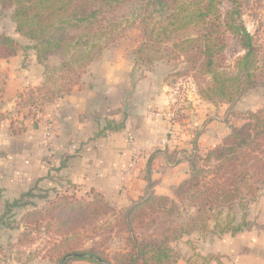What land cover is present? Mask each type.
<instances>
[{
	"label": "trees",
	"instance_id": "obj_1",
	"mask_svg": "<svg viewBox=\"0 0 264 264\" xmlns=\"http://www.w3.org/2000/svg\"><path fill=\"white\" fill-rule=\"evenodd\" d=\"M0 5L12 8L16 31L30 40L27 48L35 51L40 63L50 55L60 57V74L55 77L47 68L48 80L42 84L51 80L54 95L68 93L85 68L131 25H137L142 35L134 51L138 61L152 65L165 58H183L199 93L212 103L233 102L264 84V62L244 21L243 0H0ZM135 10L137 19L128 25ZM232 40L243 54L229 62L226 51ZM19 48L13 37L0 33V58L15 56ZM119 128V124L113 127ZM195 156L190 158V176L173 188L171 196L152 190L124 210L117 224L128 233L127 250L115 253L113 261L94 245L72 247L78 227L106 216L112 203L95 189L93 201L61 197L51 208L60 220L56 233L65 240L58 245L62 251L58 264L74 259L175 264L174 245L180 239L242 230L248 225L247 205L264 186V109L250 111L202 160ZM21 198L23 193L6 203L0 224L8 212L26 205ZM237 213H243L239 221Z\"/></svg>",
	"mask_w": 264,
	"mask_h": 264
},
{
	"label": "crops",
	"instance_id": "obj_2",
	"mask_svg": "<svg viewBox=\"0 0 264 264\" xmlns=\"http://www.w3.org/2000/svg\"><path fill=\"white\" fill-rule=\"evenodd\" d=\"M12 12L0 5V33L29 44L16 31ZM24 58H0V217L7 202L49 179L52 185L68 182L85 194L98 190L109 202L128 208L152 190L171 194L173 186L188 178L190 157L199 149L189 147L186 127L169 139L167 132L177 125L149 116L144 81L122 86L117 73H111L103 88L91 84L55 99L36 122L11 118L8 111L18 103L17 95L41 82L38 66L23 67ZM156 103L163 106L161 100ZM46 122L52 129L51 146L43 142ZM114 122L121 128L109 126ZM216 132H201L197 143L205 150L212 147L220 141ZM245 220L248 225L236 233L180 239L174 245L175 264H264V213H247ZM67 264L96 263L74 259Z\"/></svg>",
	"mask_w": 264,
	"mask_h": 264
},
{
	"label": "rangeland",
	"instance_id": "obj_3",
	"mask_svg": "<svg viewBox=\"0 0 264 264\" xmlns=\"http://www.w3.org/2000/svg\"><path fill=\"white\" fill-rule=\"evenodd\" d=\"M243 1L244 21L254 36L259 47V57L264 62V0ZM138 13L139 11L135 10L127 22L128 25L136 21ZM141 42L142 35L139 27L137 25L127 26L124 33L113 44H109L103 54L85 68L81 80L74 84L68 93L64 92L61 96L51 94V88L54 87L51 80L46 85H42L46 78L45 74L48 72L47 68L49 73L52 72L55 77L60 74L58 70L60 57L50 55L44 63H40L35 51L27 48L31 44L30 41L29 44L18 42L20 48L16 55L25 57L23 67L38 66L42 77L39 85L32 86L30 84L27 89L17 95L18 103L11 111H8L11 114L10 117L13 119L27 117L36 122L37 117L41 116L46 107L55 99L70 94L75 88L88 87L91 84L103 88L108 81L107 75L117 73L119 79L117 83L122 86L144 81L145 85L141 87L146 89L145 96L151 101L146 107L149 116L161 118L173 122L172 125H177V129L170 128L167 132L166 135L169 139L186 127L183 132L189 137L191 144L189 147L199 149L190 158L196 155L194 157L196 160L199 159L198 156L202 160L211 148L221 143L232 127L240 126L244 122L250 111L264 109V84L248 89L233 102L212 103L199 93L196 80H194L192 72H187L183 58H165L152 65L138 61L134 51ZM226 54L229 62H232L243 52L232 40ZM34 57L36 58L34 59ZM153 69L156 70L154 73H152ZM47 80L48 78H46ZM59 83L62 84V82ZM136 91L138 90L136 89ZM140 93L144 96L143 92ZM160 100L163 101L161 107L156 103ZM13 122L15 123V121ZM211 123L212 126L207 128ZM109 126L115 127L116 124L114 122ZM211 128L217 129L216 135L220 136V141L205 150L200 147L195 137ZM50 180L40 182L39 186L29 190L32 191L30 193L24 192L21 201L26 202V205L16 207L8 212L9 216L0 224V257L4 264H13L14 261L17 264H37L43 261L47 264H58L62 252L58 245L62 246L65 240L56 233L59 231L57 227L60 220L57 219L58 214L52 212L51 208L59 204L60 198L65 196H71L84 202L93 201L96 198L95 194L76 191L75 187L69 186L68 182L59 181L52 185ZM175 186L171 188V194L167 195L173 194ZM101 197L103 198L102 195ZM110 206L112 208L106 216L98 220L94 219L90 225L78 227L79 235L72 238L74 242L72 247L87 249L94 245L103 256L112 261L115 253L127 250L128 233L125 230L122 231V227L117 224L127 208H119L113 203ZM247 206V213H264V186ZM4 211L5 207L3 213ZM237 215V221H239L243 213H237ZM107 220L113 229L107 225Z\"/></svg>",
	"mask_w": 264,
	"mask_h": 264
},
{
	"label": "built area",
	"instance_id": "obj_4",
	"mask_svg": "<svg viewBox=\"0 0 264 264\" xmlns=\"http://www.w3.org/2000/svg\"><path fill=\"white\" fill-rule=\"evenodd\" d=\"M52 129L50 126V123L46 122L44 125V132H43V142L46 146H51L52 145ZM135 160H133V163Z\"/></svg>",
	"mask_w": 264,
	"mask_h": 264
},
{
	"label": "water",
	"instance_id": "obj_5",
	"mask_svg": "<svg viewBox=\"0 0 264 264\" xmlns=\"http://www.w3.org/2000/svg\"><path fill=\"white\" fill-rule=\"evenodd\" d=\"M66 261V260H65ZM65 261H64V263L63 264H65Z\"/></svg>",
	"mask_w": 264,
	"mask_h": 264
}]
</instances>
